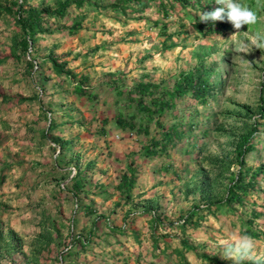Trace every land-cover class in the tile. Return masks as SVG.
Listing matches in <instances>:
<instances>
[{
	"label": "rangeland",
	"instance_id": "374dc122",
	"mask_svg": "<svg viewBox=\"0 0 264 264\" xmlns=\"http://www.w3.org/2000/svg\"><path fill=\"white\" fill-rule=\"evenodd\" d=\"M63 1L0 0V264H130L135 240L151 264H233L221 243L247 228L264 256V0H245L259 19L241 29L201 21L216 0L168 17ZM33 9L46 13L27 33ZM139 166L151 188L137 193Z\"/></svg>",
	"mask_w": 264,
	"mask_h": 264
},
{
	"label": "clouds",
	"instance_id": "9594fccd",
	"mask_svg": "<svg viewBox=\"0 0 264 264\" xmlns=\"http://www.w3.org/2000/svg\"><path fill=\"white\" fill-rule=\"evenodd\" d=\"M216 2L224 7L202 13L201 21H224L226 18L235 29H241L244 25L249 26L258 22L257 11L245 3V0H216ZM256 46L264 47L260 44ZM235 51L246 53V46L236 48ZM221 246L224 249L223 257L233 261V264H242L244 260H252L253 264H260L261 259H264V256L256 255V242L249 235L233 236L230 243L222 242Z\"/></svg>",
	"mask_w": 264,
	"mask_h": 264
},
{
	"label": "trees",
	"instance_id": "16d2710c",
	"mask_svg": "<svg viewBox=\"0 0 264 264\" xmlns=\"http://www.w3.org/2000/svg\"><path fill=\"white\" fill-rule=\"evenodd\" d=\"M83 0H65L60 3L58 6L57 11L62 13L63 10H65L66 7H68L70 4H75V5H82ZM192 0H116L115 3H113L110 7V9L114 10L115 12H122L123 14L129 13L130 11L138 12L141 13L143 12L146 8L150 7V5L155 4L158 7V13L161 14L164 17H168L170 15V11L175 9L176 4L180 5L182 8L187 6L188 4L191 3ZM43 13L42 11H37V10H29L28 11V18L23 24V28L27 33H31L35 29V25L40 23V18ZM52 63V66L54 70L57 73H62L65 69V64H60L57 59H52L50 60ZM150 87V85L145 84V85H139L138 86V91L141 93H145V89L147 90ZM262 117H264V114H261ZM118 124L120 125V118L117 119ZM145 150L149 151V147L145 148ZM244 151L240 154V160L243 162V156H244ZM133 175V174H132ZM134 178V176H133ZM127 180V177L124 178ZM130 179V178H129ZM134 182L132 178L130 179V182L128 181L129 188H132L134 185ZM245 187H243L240 191H243ZM238 189L234 186L229 190V195L227 199L225 200V205L226 204H231L234 201H241V197L239 196V193L237 191ZM264 194V190H263ZM264 214V207H263V212H255L254 215H263ZM250 223H254L252 220H250ZM245 233L247 235H250L252 237H259L258 234H256L254 231L250 230V228H247L245 230ZM215 264H226L223 262L216 261ZM242 264H248L246 262H242Z\"/></svg>",
	"mask_w": 264,
	"mask_h": 264
},
{
	"label": "crops",
	"instance_id": "0c3cea01",
	"mask_svg": "<svg viewBox=\"0 0 264 264\" xmlns=\"http://www.w3.org/2000/svg\"><path fill=\"white\" fill-rule=\"evenodd\" d=\"M131 142H133L131 139L125 140L122 139V145L123 146H129L131 145ZM128 149V148H127ZM127 149H125L124 151L127 152ZM138 157V155H137ZM139 157H146L148 159H151V144L149 146V151L146 152L145 148L144 151L139 153ZM142 163H144V160H142ZM113 171L110 172V174ZM123 173H126V169L123 170ZM134 175H136V181H135V185H134V190L138 193L140 191H144L145 189H150L151 188V182L149 181L151 179V171L150 169L146 168V167H141L139 166L137 169L133 170ZM116 174V173H114ZM109 177V176H108ZM147 182L145 185L144 183ZM121 183V182H120ZM140 195V194H139ZM135 202L137 203V219H139V221L143 220L146 221L145 223L147 224V227L151 226V202L144 200V196H141L139 198H137L135 200ZM130 207V206H128ZM135 214V210L133 209V212ZM133 214V215H134ZM135 229V226H134ZM136 229H139V227H136ZM135 244L137 245H133L131 247L128 248H122L121 250L124 252V256L129 257L128 260H131L130 257L136 256V260H134L133 262H138L139 260L141 261L143 258H146L147 261H149V263L151 264V247L150 246H146V247H140L141 243H139V241L135 240ZM125 249V250H124ZM127 260V261H128ZM133 262H130V264H133ZM143 262V260L141 261ZM137 264H141L140 262H138Z\"/></svg>",
	"mask_w": 264,
	"mask_h": 264
},
{
	"label": "built area",
	"instance_id": "2783aa9c",
	"mask_svg": "<svg viewBox=\"0 0 264 264\" xmlns=\"http://www.w3.org/2000/svg\"><path fill=\"white\" fill-rule=\"evenodd\" d=\"M76 172H77L76 169H74L71 176H74L76 174ZM184 222H185V219L178 221L177 224H183Z\"/></svg>",
	"mask_w": 264,
	"mask_h": 264
}]
</instances>
